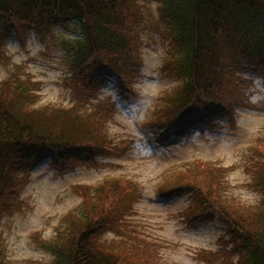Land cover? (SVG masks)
Segmentation results:
<instances>
[{"label":"trees","instance_id":"obj_1","mask_svg":"<svg viewBox=\"0 0 264 264\" xmlns=\"http://www.w3.org/2000/svg\"><path fill=\"white\" fill-rule=\"evenodd\" d=\"M159 2L171 44L162 69L181 80L155 107L154 122L146 124L152 142L164 147L195 129L212 131L221 119L235 124L236 94L245 86L236 66L264 69V0ZM133 6L132 0H0V40L13 30L26 36L32 28L45 32L51 24L66 27L71 21L77 37L62 43L66 83L91 102L113 81L119 98L128 101L141 66ZM40 86L31 77L15 75L0 85V219L20 209L31 170L45 160L64 175L77 166H110L97 160V152L121 151L120 146L112 148L105 132L116 110L110 100L96 114L60 104L40 106ZM255 165L254 178L264 191V161ZM225 170L195 160L170 174L171 186L163 194H189L191 205L180 213L186 226L215 218L226 226L230 238L225 244L231 248L222 251L224 263L236 252L238 260L232 264H264V205L248 208L227 196ZM76 189L82 195L80 215L68 213L66 227L57 228L48 240L36 239L52 256L47 264H156L155 254L123 249L101 235L119 232L131 207L124 202L132 191L128 180L111 177L93 192L87 185ZM4 259L0 251V264Z\"/></svg>","mask_w":264,"mask_h":264},{"label":"rangeland","instance_id":"obj_2","mask_svg":"<svg viewBox=\"0 0 264 264\" xmlns=\"http://www.w3.org/2000/svg\"><path fill=\"white\" fill-rule=\"evenodd\" d=\"M132 1L141 66L132 79L134 97L128 101L119 98L113 81L96 92L91 102L66 83L69 71L62 43L77 37L71 21L66 27L51 24L45 32L35 27L26 36L13 30L0 40V85L12 75L31 77L41 84L37 105L60 104L92 114L110 100L116 110L105 132L112 148L121 147L118 152H97V160L110 164L104 168L77 166L60 175L49 160L34 167L21 191L20 209L0 219L3 264H47L52 256L39 248L36 239L48 240L57 228L66 227L68 213L80 215L82 195L77 186H90L93 192L111 177L128 180L132 191L124 202L131 207L119 232L102 233L104 240L123 249L153 253L156 264H232L238 260L234 252L223 262L222 251L231 244H225L230 236L218 218L188 227L180 213L191 205L189 194L166 197L163 192L171 186L167 183L170 174L204 160L226 168L222 184L227 196L248 208L264 205V191L253 175L255 164L264 161V69L236 66V76L245 86L236 94L240 103L235 106V124L221 119L212 131L195 129L185 138L156 146L146 124L154 122L155 107L181 80L162 69L171 44L164 33L167 23L159 0Z\"/></svg>","mask_w":264,"mask_h":264}]
</instances>
